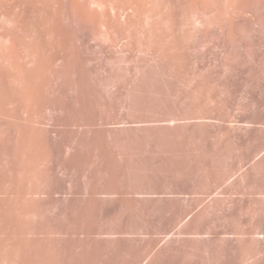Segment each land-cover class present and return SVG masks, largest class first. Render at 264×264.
<instances>
[{"label":"rangeland","instance_id":"obj_1","mask_svg":"<svg viewBox=\"0 0 264 264\" xmlns=\"http://www.w3.org/2000/svg\"><path fill=\"white\" fill-rule=\"evenodd\" d=\"M32 1L0 36V264H264V60L109 48Z\"/></svg>","mask_w":264,"mask_h":264},{"label":"bare ground","instance_id":"obj_2","mask_svg":"<svg viewBox=\"0 0 264 264\" xmlns=\"http://www.w3.org/2000/svg\"><path fill=\"white\" fill-rule=\"evenodd\" d=\"M4 1L0 0V18L3 17L8 24L6 27V23H0V25L4 24V26H0V36L5 43V49L11 51L12 36L17 34L16 29H22L24 32L25 29L23 28H26L29 29L30 33L35 32L37 22L43 16L39 18L34 8L26 12L22 8L25 5V3L23 5L21 3L23 0L21 2L19 0H8L7 5ZM34 1L36 3L38 0ZM43 1H45L47 6L44 5L50 9L51 18L55 24L57 22L59 26L66 28L72 25H76V27L81 25L86 29L89 28L93 34L97 33L102 38L104 46L106 45L109 48L132 51L139 54H144L145 50L152 49V47H156L155 49L153 48L154 52H156V49L164 52L162 50L167 48L168 50L166 49L165 52L168 51L169 53L171 50L172 53L170 54L175 55L173 53L176 50L178 51V48H190V42L194 39L195 46L204 51L203 53L200 52L202 58L206 56V52L218 48L222 50L223 59L232 60L233 57L231 56L233 54L234 59L235 56L239 58V55H241L240 58L249 59L248 62L251 60L257 64L264 60V0ZM43 1L42 3H44ZM63 27L59 29L62 30ZM65 31L67 30L65 29ZM65 31L63 30V32ZM19 32L21 33V31ZM27 37H30V35ZM33 39L31 40L33 41ZM179 39H183V41ZM32 43L31 45H35ZM5 52L4 55L6 54ZM145 53L147 52L145 51ZM176 56L175 59L178 58ZM205 59L207 58L205 57L202 60L204 61ZM261 64L257 66L261 67ZM35 194L38 195L39 193L35 192ZM11 225L13 224L11 223Z\"/></svg>","mask_w":264,"mask_h":264}]
</instances>
